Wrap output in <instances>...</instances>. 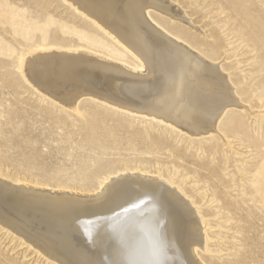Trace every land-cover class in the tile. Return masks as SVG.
I'll list each match as a JSON object with an SVG mask.
<instances>
[{
  "label": "rangeland",
  "instance_id": "obj_1",
  "mask_svg": "<svg viewBox=\"0 0 264 264\" xmlns=\"http://www.w3.org/2000/svg\"><path fill=\"white\" fill-rule=\"evenodd\" d=\"M170 1L199 48L215 46L214 64L247 107L229 108L241 128L223 121L216 133L193 137L87 98L77 112L53 103L19 69L34 53V34L114 56L116 45L66 1L0 0V174L85 192L125 169L160 176L194 200L206 222L197 249L204 264H264V0ZM4 263L51 261L0 226Z\"/></svg>",
  "mask_w": 264,
  "mask_h": 264
},
{
  "label": "bare ground",
  "instance_id": "obj_2",
  "mask_svg": "<svg viewBox=\"0 0 264 264\" xmlns=\"http://www.w3.org/2000/svg\"><path fill=\"white\" fill-rule=\"evenodd\" d=\"M63 1L121 57L34 34V53L19 67L33 89L71 111L87 98L193 137L216 133L223 121L241 128L229 108L247 107L226 69L214 64L215 46L199 48L170 0ZM122 174L89 192L0 174V226L51 264H204L197 249L207 224L194 200L160 176Z\"/></svg>",
  "mask_w": 264,
  "mask_h": 264
}]
</instances>
